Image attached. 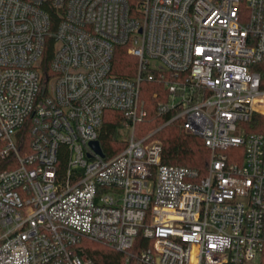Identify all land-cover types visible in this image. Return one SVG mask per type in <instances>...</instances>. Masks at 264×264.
Returning a JSON list of instances; mask_svg holds the SVG:
<instances>
[{
    "label": "built area",
    "instance_id": "obj_1",
    "mask_svg": "<svg viewBox=\"0 0 264 264\" xmlns=\"http://www.w3.org/2000/svg\"><path fill=\"white\" fill-rule=\"evenodd\" d=\"M122 48L133 76L114 73ZM144 83L171 118L137 135ZM107 111L128 135L113 154L100 142ZM255 115L264 0H0V264H94L84 240L129 262L139 237L151 246L136 264H264ZM174 121L210 150L206 176L162 163L156 135Z\"/></svg>",
    "mask_w": 264,
    "mask_h": 264
},
{
    "label": "trees",
    "instance_id": "obj_2",
    "mask_svg": "<svg viewBox=\"0 0 264 264\" xmlns=\"http://www.w3.org/2000/svg\"><path fill=\"white\" fill-rule=\"evenodd\" d=\"M54 50L55 42L48 40L43 59L46 72L49 71V63L53 58ZM136 71L137 61L135 58L129 56L125 49H120L114 61V73L120 77H130ZM159 90L160 87L155 83H144L142 85L141 97L145 102L148 116L142 123L137 124V135L153 131L171 118L170 115L161 117L157 113L158 103L161 100H166L165 98L154 97V94ZM124 121L125 117L121 112L107 111L105 113L104 126L100 135V142L105 153H117L116 151L112 152V148L121 142L119 129ZM256 121H259V123H254ZM247 127L249 132H264V117L255 115ZM23 134L26 140H29L27 129ZM156 137L163 143L162 163L164 165L179 166L197 171L202 177L207 175L211 152L201 138L190 134L183 128L181 121H174L157 133ZM235 150L229 148L225 152L230 154ZM237 150L241 152L243 149ZM5 169H7L6 162H1L0 172ZM149 246H151L150 241L139 237L135 247L130 251V254L134 257L129 262H127V254L118 252L103 244L86 240L80 244L79 251L87 255L94 264H136L135 258L141 253L142 249Z\"/></svg>",
    "mask_w": 264,
    "mask_h": 264
},
{
    "label": "water",
    "instance_id": "obj_3",
    "mask_svg": "<svg viewBox=\"0 0 264 264\" xmlns=\"http://www.w3.org/2000/svg\"><path fill=\"white\" fill-rule=\"evenodd\" d=\"M92 146L96 149V151H97L99 154L103 155L102 150H101L100 145H99L98 142H94V143H92Z\"/></svg>",
    "mask_w": 264,
    "mask_h": 264
},
{
    "label": "rangeland",
    "instance_id": "obj_4",
    "mask_svg": "<svg viewBox=\"0 0 264 264\" xmlns=\"http://www.w3.org/2000/svg\"><path fill=\"white\" fill-rule=\"evenodd\" d=\"M119 135H120V138H122V137L127 138L128 137V135H123L121 133H119Z\"/></svg>",
    "mask_w": 264,
    "mask_h": 264
}]
</instances>
